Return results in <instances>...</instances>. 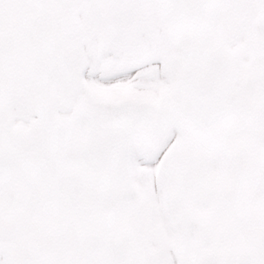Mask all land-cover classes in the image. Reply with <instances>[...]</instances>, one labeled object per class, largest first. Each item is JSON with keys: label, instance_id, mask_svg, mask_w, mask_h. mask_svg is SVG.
I'll list each match as a JSON object with an SVG mask.
<instances>
[{"label": "snow or ice", "instance_id": "snow-or-ice-1", "mask_svg": "<svg viewBox=\"0 0 264 264\" xmlns=\"http://www.w3.org/2000/svg\"><path fill=\"white\" fill-rule=\"evenodd\" d=\"M0 264H264V0H0Z\"/></svg>", "mask_w": 264, "mask_h": 264}]
</instances>
